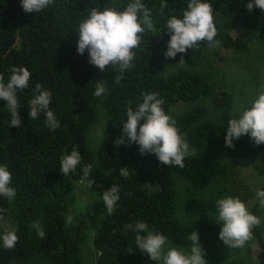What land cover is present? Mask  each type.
<instances>
[{
	"label": "trees",
	"instance_id": "16d2710c",
	"mask_svg": "<svg viewBox=\"0 0 264 264\" xmlns=\"http://www.w3.org/2000/svg\"><path fill=\"white\" fill-rule=\"evenodd\" d=\"M130 2L55 0L38 13H25L20 0H0V74L5 83L11 66L26 67L32 74L29 87L17 92L19 128L10 127L11 113L0 99V165H7L13 177L10 186L16 190L11 202L0 196V208L7 209L0 223L10 218L8 228H14L19 237L12 250L0 243V264H85L86 218L77 213L72 224L66 223L68 196L76 179H82L87 189L101 198L91 241L97 264H159L137 248L136 232L125 228L138 221L145 222L150 231L166 235L176 248L190 250L192 242L187 237L193 231L198 233L204 252L215 251L223 243L219 238L221 225L210 215L217 210L212 198L187 197L181 203V216H176L177 178L195 188H206L224 176L230 160L262 158L264 144L254 146L250 137L243 135L234 140V147H227L226 127L234 115L232 93L215 88L198 71L179 66L164 75L162 66L165 61L190 63L221 49L246 50L264 40V12L255 8L249 12L247 0H208L217 28V46L201 41L184 54L166 58L170 37L165 22L172 15L182 18L188 0H142L152 12L156 32L142 35L140 47L133 49L131 68L121 73L109 64L101 71L89 63L87 50L83 55L77 52L79 24L93 7L122 11ZM161 3L166 4L163 11ZM116 77H120L118 83ZM97 82L106 89L100 96L94 95ZM37 83L52 94L49 107L60 121L55 130L46 126L43 112L38 119L29 117V101ZM153 92L164 99L166 114L179 103L190 105L175 122L190 149L196 150L195 156L185 157L183 168L167 167L155 154L141 155L135 142L116 144L123 134L127 108L135 110L143 94ZM95 125L101 126V136L93 145ZM73 147H77L81 162L74 172L63 176L60 157ZM87 164L93 167L84 179L82 169ZM121 167L129 168L127 178L120 175ZM89 180L95 183L89 186ZM112 185H118L120 191L115 211L109 215L102 196ZM249 211L258 216L254 206ZM34 221L43 227L44 239L36 235ZM252 234L257 264H264V229L254 227Z\"/></svg>",
	"mask_w": 264,
	"mask_h": 264
},
{
	"label": "clouds",
	"instance_id": "9594fccd",
	"mask_svg": "<svg viewBox=\"0 0 264 264\" xmlns=\"http://www.w3.org/2000/svg\"><path fill=\"white\" fill-rule=\"evenodd\" d=\"M54 2L55 0H20L25 13H38ZM165 7L166 4L161 3V11ZM246 8L249 12L254 8L264 12V0H247ZM165 24L166 32L170 37L164 53L166 58H175L177 53L184 54L188 49H194L201 41H207L210 47H215L219 43L215 39L217 28L212 5L208 0H188L182 18L172 15ZM146 31L156 32V27L152 12L142 0H132L122 11L112 7H105L103 10L93 7L88 17L79 24L77 52L83 55L87 50L89 63L101 71L111 64L123 73L133 66L132 62L135 58L133 49L140 47L142 35ZM9 71L11 75L6 83L3 74H0V99L6 102L11 113L10 127L19 128L21 105L17 92L29 87L32 74L23 66H11ZM119 80L120 77H116L117 83ZM105 91L104 84L97 82L94 95L100 96ZM51 98V92L37 83L33 89V98L29 101L28 114L31 120H35L43 112L46 126L49 130H55L60 127V121L49 107ZM164 103V99L159 97L158 93H144L142 103L135 110L131 106L127 108L123 134L117 139L116 144H123L125 140L129 144L135 142L139 145L141 155L155 154L161 164L183 168L185 157L195 156L196 150L190 149L185 137L175 126V120L165 113L162 107ZM243 135L249 136L254 146L264 144V91L259 92L249 104L242 105L229 119L224 138L225 145L234 147V140H238ZM81 159L77 147H73L70 153L63 154L59 162L62 175L67 176L70 172H74ZM92 167V164L83 167L84 179L89 177ZM120 175L127 178L129 168L121 167ZM12 179L7 165H0V196L7 198L9 202L16 196L15 188L10 186ZM93 183L94 180L88 181L89 186ZM119 191L118 185H112L103 193V203L109 215L115 211ZM255 195L259 206L264 208V190L257 188ZM216 208L218 217L215 221L221 225L219 238L230 248H244L252 239V229L261 225V219L250 212L239 197L220 198L216 201ZM6 211L7 209L0 208V220L3 219V213ZM72 222L73 217L69 215L66 223L72 224ZM32 227L38 238H45L46 233L39 221H34ZM125 228L136 232L137 248L142 253H146L152 261L159 264H207L196 231L187 237L192 244L190 252H185L171 246L166 235L150 231L143 221L126 224ZM141 233L147 234L141 235ZM0 240L5 249L12 250L15 249L19 237L14 228H8L0 236Z\"/></svg>",
	"mask_w": 264,
	"mask_h": 264
},
{
	"label": "rangeland",
	"instance_id": "374dc122",
	"mask_svg": "<svg viewBox=\"0 0 264 264\" xmlns=\"http://www.w3.org/2000/svg\"><path fill=\"white\" fill-rule=\"evenodd\" d=\"M179 66L200 72L217 89H228L234 97L235 114L242 105L249 104L259 92L264 91V40L250 45L242 52L230 50L226 52L221 49L216 53L205 54L190 63L173 64L165 61L162 73L164 75L173 73ZM189 106V104L179 103L170 110L168 115L176 122L177 116ZM91 133L92 143L95 145L101 136V126H93ZM257 188L264 190V156L255 160H230L224 176L203 189L195 188L187 180L177 178L176 216H181V203L187 197L204 199L207 197L216 202L220 198L233 196L239 197L249 209L254 206L259 211L258 217L264 229V208L259 206L256 198ZM100 201L101 198L97 193L88 190L82 179L73 180L68 196V209L71 216L82 213L86 218L87 238L82 245V257L85 264H97L96 251L91 241L98 220L96 208ZM210 215L216 219L218 211H213ZM9 225L10 218H5L0 223V236ZM255 248L256 245L252 241H248L244 248H230L222 243L217 250L210 253L204 252V257L212 260L213 264H257ZM178 249L190 252L187 248Z\"/></svg>",
	"mask_w": 264,
	"mask_h": 264
}]
</instances>
